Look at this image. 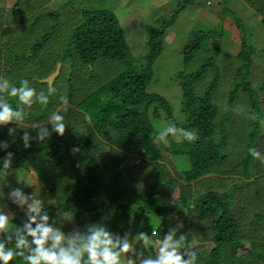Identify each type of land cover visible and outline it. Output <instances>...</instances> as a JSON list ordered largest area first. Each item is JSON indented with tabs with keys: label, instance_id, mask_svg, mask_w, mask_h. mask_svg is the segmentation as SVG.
<instances>
[{
	"label": "trees",
	"instance_id": "trees-1",
	"mask_svg": "<svg viewBox=\"0 0 264 264\" xmlns=\"http://www.w3.org/2000/svg\"><path fill=\"white\" fill-rule=\"evenodd\" d=\"M21 1L17 0L12 8V17L15 21H18L17 11ZM193 1L181 0L171 18L160 19L158 24L151 29L146 40L148 52L144 55V63L141 64L137 62L131 52L120 25V19L115 14L116 11L105 8L84 10L83 20L78 23L67 40L66 53L61 57L64 62L77 61L75 65L77 69H79L78 65L85 66L89 70L91 78L96 74L101 75V85L96 90L79 101L76 107L70 103L67 105L73 115L78 112L83 119L75 125L71 124L68 130L71 131L69 135L66 133L65 136L60 137L58 134L52 133L43 142L32 141L30 149H24L20 136L23 132L28 131L35 137L37 129L29 125H22V128L18 129L20 133L9 136L5 128L15 127V125L0 126V131L4 133L0 132V140L8 141L11 147L7 151L15 153L12 167L7 170V173L13 168L22 166L30 170V165H32L38 178L57 198L58 205L48 206L45 209L50 216L56 214L57 211L67 213L74 224L79 225L83 230L86 224L99 223L111 210L116 213L115 215L124 217L135 215L132 214L136 210L133 205L142 201V198L137 197L127 203L128 196L121 181L129 169V165H124L119 160L115 148L109 146L108 150L104 147L103 151H100L103 144H107L106 140L111 141L120 150L139 154L138 158L149 155L150 163L156 167L155 179L158 181L166 179L165 171L161 169L163 150L172 155L186 154L189 157L190 168L185 170L183 175V181L187 183L201 178L215 164L222 163L226 159L227 154L224 153L228 136L226 127L233 118L237 99L243 93L251 98L253 108H255L256 103L260 101L259 96L264 90V80L260 83H252L254 67L252 53L256 52V48L248 45L246 41H242V50L236 58L238 63L235 67L237 71L234 74L235 81L232 83L233 86L228 96V109L226 114L221 116L220 108L214 99L221 85V70L217 66V60L223 53L220 30H199L198 33L190 37L183 50L185 65L191 63L198 53L206 58L196 72L179 74L183 90L182 111L185 112L187 118L184 122H175V125L178 128L183 127L188 131H194L198 139L188 141L181 137L180 140H175L169 134L167 136L168 145H164L163 142H154L153 139L158 130L153 125L151 116L161 117V111H164L168 119H173L174 114L170 102L160 94L148 91L147 87L154 76V64L163 48L166 31L175 22L178 14ZM244 1L251 4L255 13H264V0ZM210 3L209 0L208 4ZM226 10L229 11L228 8ZM51 36V33H47L37 40L31 47L33 54L41 45L46 44ZM28 56L29 54H24L19 56V59ZM108 60L120 63L118 74L111 79L108 78V73L106 76L102 74L106 69H101L104 65L103 62ZM9 66L16 69L13 62H10ZM210 68L215 70L213 78L205 93L196 95L194 91L196 83ZM10 72L9 70L7 74ZM18 84L20 85L21 82L16 83L15 86L18 87ZM65 97L70 99L71 95ZM17 98L12 97L18 104V109L22 105ZM55 104L56 99L50 95L47 106H44L34 116H30L33 119L32 123L37 124L49 117ZM62 106L65 105L62 103ZM61 111L63 110L61 109ZM87 116L92 118L91 124L87 123ZM28 119L26 117L23 122H27ZM40 125L47 126L51 131V124ZM81 127L87 129L83 136L75 131ZM257 128V120H255L253 128L247 136L249 139L246 148L248 152L242 160L246 181L251 179L250 174H252L248 162L252 161L253 156L248 148L253 147V140L255 141L258 137L259 130ZM74 146L80 149V152L75 155L71 152ZM5 155V151L0 150V159ZM110 164L116 165L113 171L109 169ZM4 177L5 170L0 163V195H2L3 189H8L1 183ZM245 180L240 178L225 191L208 189L203 196L199 195L193 198V201L180 193L178 196L179 206L170 202L174 210L170 207L163 208V205L159 204L158 199L163 190L162 185L149 188L143 201L151 212H161L157 219H160L162 214L163 216L173 214L176 221L180 219V216H183L182 233L186 243H190L191 240L193 218L197 216L206 218L209 232L205 235L206 237H202V240L205 242L207 238H210L209 240H212L213 244H201L198 249L194 248L198 252L196 264H264V242L261 240L263 235L256 230L264 223V211L257 212L250 220L249 225L253 230L248 231L245 230L247 223L239 224L238 217L232 210L233 196L238 190L243 192L247 189L261 194L260 189L253 188L248 181L243 183ZM233 187L235 188L233 189ZM166 200L169 201L167 198ZM14 208L15 206H12L9 210ZM25 218L19 215L12 222L14 225H20ZM150 230L153 231V227L147 218L140 228L127 232L134 236L139 232H149ZM158 238H162V236L153 237V239ZM253 249L256 250L255 256L251 254ZM144 252L146 256H155L156 254V250L151 247L145 249ZM17 258H14L10 264H18Z\"/></svg>",
	"mask_w": 264,
	"mask_h": 264
},
{
	"label": "rangeland",
	"instance_id": "rangeland-1",
	"mask_svg": "<svg viewBox=\"0 0 264 264\" xmlns=\"http://www.w3.org/2000/svg\"><path fill=\"white\" fill-rule=\"evenodd\" d=\"M16 1L0 0V77L7 78L13 86L27 79L30 87L35 88L37 93L43 91L45 95H48L49 87H54L56 92L52 96L56 99V104L49 117L54 112L59 113L65 117V123L71 127V124L75 125L83 118L78 112L73 115L68 106H62L60 97L71 95V98L67 99L70 101H68V104L70 103L76 107L79 101H82L90 92L101 85L100 74H96L91 78L89 70L85 66L78 65L79 69H77L75 68L77 61L64 62L61 58L66 53L67 40L71 37L70 35L78 23L83 20L84 10L105 8L116 11L115 14L120 19V25L123 28V34L128 41L131 52H133L137 62L141 64L144 63V55L148 52L146 40L151 29L158 24L160 19L171 18L181 0H22L17 11L18 21H15L12 17V8ZM208 1L194 0L191 2L184 11L178 14L175 22L164 35L163 48L155 61L154 76L149 82L147 89L150 92L160 94L170 102L174 117L173 119H168L164 111H161V117L151 116L152 123L157 130H163L169 125H175V122H184L187 118L185 112L182 111L183 90L179 74L182 72L185 74L196 72L206 60L201 53H198L191 63L185 65L183 62L184 47L189 42L190 37L198 33L199 30H220L222 32L223 53L217 60V66L221 70V85L214 97L220 108L221 116L226 114L228 109V96L233 86L232 83L235 81L234 74L237 72L235 67L238 63L236 58L242 50V41H246L248 45L256 48V52L252 53V58L254 59L252 83H260L264 80V17H262L264 13H255L256 11L252 9L251 4L244 0H210V4H208ZM124 5L127 6L124 7ZM54 11L57 13H52ZM47 33L52 35L50 40L43 46L41 45L37 52L33 54L32 45ZM24 54H29V56L19 59V56ZM9 61L13 62L16 69L10 68ZM59 64H61L60 71L53 79L52 85L44 82L45 78L58 69ZM103 64L101 69H106L105 72H102L104 76L108 73V78L111 79L118 74L120 63L108 60L103 62ZM9 70L11 72L7 74ZM214 72L213 68L208 69L203 78L196 83L194 87L196 95L205 93ZM32 78L34 80H30ZM20 86L21 84L18 87ZM0 95H3V98L14 109H17L18 104L12 97L8 96L7 93ZM259 98L260 101L253 108L254 105L252 100H250L251 98H248L243 93L239 95L234 108L233 118L226 127L228 132L224 149V153L227 154L226 159L222 163L215 164L205 175L191 183L183 181L184 171L190 168V160L186 154L176 156L163 150L161 169L165 171L166 179L158 181L155 179L156 167L150 163L151 157L149 155L138 158L139 154L120 150L111 141L106 140L105 143L107 144H103L100 151H103L104 147L107 150L109 146L115 148L118 153L115 154L119 160L124 165H129V169L121 181L128 196L127 203L132 202V199L137 197L142 198V201L133 205L136 210L132 214L135 215L124 217L115 215L116 213L111 210L107 212L106 217L101 219L99 223H104L109 230L123 236L127 231L140 228L145 220L149 218L153 230L163 238L169 227L174 226L177 221L173 214L170 216H163L162 214V217L157 219L161 212L148 210V206H146L143 199L149 188L162 185L163 190L159 195V204H162L163 208L170 207L174 210L170 202L179 206L178 196L180 193L193 201V198L199 195L203 196L208 189L225 191L240 178L245 180L242 160L248 152L246 149L249 143L247 136L254 125L255 120L251 119L253 114L258 117L256 120L259 133L255 141L253 140L252 148L256 149L264 157V124L261 123L264 120V90H262ZM22 107L26 117L29 118L27 122H23V125L31 127L34 123H32L33 119L30 116H34L44 105L36 102L31 108L24 105ZM59 107L61 108L59 109ZM240 109H243V111H240ZM49 117L37 124H50L48 122ZM69 127L66 132L67 135L71 132L68 131ZM5 130L8 131V128L6 127ZM17 133H20V131L17 130ZM174 139L180 140L181 138L177 139L174 137ZM163 144H169L168 137L166 138V143L163 142ZM95 150H98V148H95ZM111 163L113 162L111 161ZM248 165H250L252 174H250L251 179L247 181L253 188L260 189L261 194L247 190L245 185L246 190L243 192L238 190L233 196L232 210L235 211L239 224L244 225L247 223L245 230L251 231L250 220L257 212L264 211V162L252 157V161H249ZM115 166L110 164V171H113ZM34 169L32 165H30V170H27L24 166L13 168L1 182L8 189L2 190L0 205H6V210L15 206L10 211L16 216L25 217L24 213L8 199V192L12 188L20 187L29 195L35 192L36 197L44 203L45 209L50 206L48 204L50 199L54 200L55 204L58 205L57 198L52 192H49L50 190L38 178ZM247 181L245 180L243 183ZM152 183L153 186H151ZM170 212L173 213V211ZM57 213L58 211L52 216L53 219H56ZM182 219L183 216H180L179 221H182ZM193 219L194 225L191 230L190 244L196 249L201 244L212 245L213 242L209 240L210 238H207L205 242L202 240V237H206L205 235L209 232L208 222L205 221L206 218L197 216ZM57 226L67 232L76 225L64 221L63 224L58 223ZM256 230L262 233L263 237L261 240L264 242V223ZM152 232V230L146 231L151 238H153ZM181 232L182 229L178 233ZM177 238H179V234ZM130 240L140 250L141 242L136 239V235L130 236ZM251 254L255 256L256 250L253 249ZM128 258L127 255L122 254V264H127ZM17 262L18 264H25L20 257L17 258Z\"/></svg>",
	"mask_w": 264,
	"mask_h": 264
},
{
	"label": "clouds",
	"instance_id": "clouds-1",
	"mask_svg": "<svg viewBox=\"0 0 264 264\" xmlns=\"http://www.w3.org/2000/svg\"><path fill=\"white\" fill-rule=\"evenodd\" d=\"M55 92L54 87H49L48 95L43 91L37 93L35 88L29 86L27 79L21 81L20 87H16L11 85L7 78L0 77V94L7 93L10 97H18L19 103L28 108L36 102L47 106L49 96ZM60 100L67 106L68 100L65 96H61ZM25 118L23 107L14 109L3 95H0V126L15 124V127L8 128L9 136L17 134ZM257 118L256 114L251 116L253 120ZM86 121L91 124L92 118L87 116ZM48 122L51 124V131L47 126L33 124L32 127L37 129L35 137L28 131L23 132L20 140L24 149H30L34 140L45 141L52 133L60 137L65 136L69 126L65 123L63 115L54 112ZM261 123L264 124V120ZM75 131L83 136L87 129L81 127ZM169 134L188 141L198 139L194 131L169 125L163 130H158L153 137L154 142L166 143ZM10 147L8 141L0 140V150L6 153L0 159L5 177L7 170L12 167L15 156V153L7 151ZM71 152L75 155L80 149L74 146ZM249 152L254 158L264 162V157L256 149L250 148ZM8 199L24 213L26 218L22 224L14 225L12 221L16 219V215L6 210V205H0V264H10L16 257L22 258L25 264H122V254L129 257L127 264H196L197 250L190 243H186L182 232L177 238V233L184 227L182 221L178 220L174 226H170L162 239H153L146 232L137 233L136 239L141 242V248L138 250L130 240V232H125L121 236L109 230L104 223L86 224L83 230L76 225L71 230L64 231L57 224H63L64 221L74 223V221L67 213L60 212L57 213L56 219H53L45 210L44 203L36 197L35 192L29 195L20 187L12 188L8 193ZM48 204L56 205L52 199L48 200ZM156 235L153 230L152 236ZM149 247L156 250L155 256L145 255L144 250Z\"/></svg>",
	"mask_w": 264,
	"mask_h": 264
},
{
	"label": "water",
	"instance_id": "water-1",
	"mask_svg": "<svg viewBox=\"0 0 264 264\" xmlns=\"http://www.w3.org/2000/svg\"><path fill=\"white\" fill-rule=\"evenodd\" d=\"M60 66H61V64H59V67H58V69L56 71H54L49 77L45 78L43 81L44 82H48L49 84L52 85L53 79L57 76V74L60 71Z\"/></svg>",
	"mask_w": 264,
	"mask_h": 264
},
{
	"label": "crops",
	"instance_id": "crops-1",
	"mask_svg": "<svg viewBox=\"0 0 264 264\" xmlns=\"http://www.w3.org/2000/svg\"><path fill=\"white\" fill-rule=\"evenodd\" d=\"M124 7H126V6H124Z\"/></svg>",
	"mask_w": 264,
	"mask_h": 264
}]
</instances>
